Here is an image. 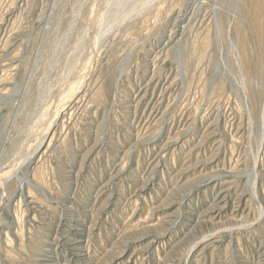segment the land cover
Returning a JSON list of instances; mask_svg holds the SVG:
<instances>
[{
	"label": "rangeland",
	"instance_id": "rangeland-1",
	"mask_svg": "<svg viewBox=\"0 0 264 264\" xmlns=\"http://www.w3.org/2000/svg\"><path fill=\"white\" fill-rule=\"evenodd\" d=\"M70 1L0 0V87L9 89L0 94V152L25 130L21 105L78 34L87 45L83 70L70 75L62 99L89 71L97 84L116 78L112 99L76 112L66 146L50 153L45 206H32L23 220L27 251L18 250L15 209L20 198L21 209L30 202L28 188L42 195L28 178L40 154L5 174V186L17 182L0 207V264H264V0H155L105 42L99 33L112 0H84L62 37L57 27ZM51 120L52 113L36 130ZM11 248L13 262L4 254Z\"/></svg>",
	"mask_w": 264,
	"mask_h": 264
},
{
	"label": "bare ground",
	"instance_id": "bare-ground-1",
	"mask_svg": "<svg viewBox=\"0 0 264 264\" xmlns=\"http://www.w3.org/2000/svg\"><path fill=\"white\" fill-rule=\"evenodd\" d=\"M27 1V0H26ZM111 1V0H110ZM112 1H115L112 2ZM110 2L111 4V10H110V17L109 18L110 20H107L108 23L104 26V24H102L104 26V30L100 31V36H102V40L103 38L105 37V35L107 34V32L111 31L112 32V29L117 26V27H121V25L126 21H129V19L131 17H136V16H140L141 14L145 13L148 9H150L151 7V4L155 1V0H137V2H135V4H133L134 6L132 7V5L130 3H132L134 0H112ZM161 0H158L157 2H159ZM163 1V0H162ZM161 1V2H162ZM171 1V0H170ZM176 1V0H175ZM181 1V0H180ZM84 0H71L70 3H68V5L66 6V9H64L61 17L63 16V21L60 22V24H58V27L57 29L59 30V34L63 37L65 36L67 33H69V31L71 30V26L75 20V17L78 16V11L81 7ZM156 2V3H157ZM160 2V3H161ZM195 3V2H194ZM193 3V4H194ZM131 5L132 9H129V10H126L124 11L129 5ZM159 4V3H158ZM2 5V4H1ZM154 5V4H153ZM157 6V4H155ZM154 5V6H155ZM176 4H174L175 6ZM165 6V5H164ZM163 6V7H164ZM178 6V5H176ZM183 6V5H182ZM197 6V5H196ZM159 7V6H158ZM157 7V8H158ZM161 7V5H160ZM51 8V7H50ZM108 8V7H107ZM110 8V6H109ZM125 8V9H124ZM190 8V7H189ZM198 8V7H197ZM220 8V7H219ZM119 9H121V11H124L123 12V16L122 18H119V16H115L116 14L118 15V12L120 11ZM124 9V10H123ZM161 9V8H160ZM196 9V8H195ZM21 10V9H20ZM119 10V11H118ZM156 10V9H155ZM158 10V9H157ZM25 11V10H24ZM108 11V10H107ZM152 11V9H151ZM163 11V10H162ZM168 11V10H167ZM149 12V10L147 11ZM177 13V12H176ZM120 14V13H119ZM148 14V13H147ZM155 14V13H153ZM157 14V13H156ZM169 14V13H168ZM219 14V13H218ZM26 15V14H25ZM151 15V14H150ZM160 15V13H159ZM162 15V14H161ZM164 15V14H163ZM4 16V15H3ZM108 16V15H106ZM114 16V17H113ZM152 16V15H151ZM154 16V15H153ZM169 16V15H168ZM178 16V15H177ZM176 16V17H177ZM88 17V16H87ZM109 17V16H108ZM137 17V18H138ZM144 16H142L141 18H143ZM158 18V16H156ZM155 17V19H156ZM182 18V17H181ZM192 18V17H191ZM211 18V17H210ZM86 19V17H85ZM120 19V20H118ZM135 19V18H134ZM139 19V18H138ZM154 19V18H152ZM154 19V20H155ZM178 19V18H177ZM213 19V18H212ZM3 20V19H2ZM22 20V18H21ZM34 20V19H33ZM87 20V19H86ZM104 19V21H106ZM136 20V19H135ZM16 21V19L14 20ZM13 21V22H14ZM103 21V22H104ZM106 21V22H107ZM110 21V22H109ZM132 21V20H131ZM129 21V22H131ZM144 21H147L144 20ZM153 21V20H152ZM176 21V20H175ZM12 22V23H13ZM20 22V21H19ZM128 22V23H129ZM134 22V21H133ZM132 22V23H133ZM149 22V21H148ZM147 22V23H148ZM157 22V21H156ZM174 22V21H173ZM151 23V22H150ZM153 23V22H152ZM14 24V23H13ZM17 24V23H15ZM129 25V24H128ZM132 25V24H131ZM154 25V24H153ZM12 26H16V25H12ZM11 26V27H12ZM25 26V25H24ZM28 26V25H27ZM123 26V25H122ZM156 26V25H155ZM175 26V25H174ZM14 27H12L13 29ZM101 28H103L101 26ZM123 28V27H122ZM127 28V27H125ZM150 28V26H149ZM116 30V27L114 28ZM152 29V28H151ZM14 30V29H13ZM144 30V29H143ZM11 31V30H10ZM146 31V30H145ZM148 31V30H147ZM146 31V32H147ZM260 31H261V28H260ZM99 32V31H98ZM115 32V31H114ZM122 32V31H121ZM127 32V31H125ZM130 32V31H129ZM151 32V31H150ZM148 32V33H150ZM153 32V31H152ZM151 32V33H152ZM170 32V31H169ZM13 33V32H12ZM123 33V32H122ZM198 33V32H197ZM78 34V33H77ZM76 34V35H77ZM99 34H98V37H99ZM126 34V33H125ZM143 34V33H142ZM196 34V33H195ZM109 35V34H108ZM112 35V34H111ZM118 35V34H117ZM116 35V36H117ZM121 35V33H119V36ZM124 35V34H123ZM122 35V36H123ZM135 35V34H134ZM175 35V34H174ZM82 34L74 38H76L75 41H72V46H71V50L70 52H68L67 56L65 58H63V61H60L56 64L53 65V69L54 71L52 72V74L50 75V77H48L47 81L44 83V85L42 86H39L38 84V87L34 88L31 90L30 94L28 95V98L26 99V101L24 100L23 104L21 105L20 107V110H19V114L22 116V119H23V123L25 124V130L23 129V131L19 130L21 129L19 127V131L16 133L17 134V138L12 140L11 137H9L10 140H12L9 144L8 147H5L1 150L0 152V171H2L3 169V166H6V171H2L0 173V188L2 187V189H0V197H2L3 194H5V196L7 197L5 202H3L2 206L0 207H3L8 201H9V198H10V194L12 192V188L14 183L17 182V181H14L13 183L11 184H7L6 186L4 185V180H5V174L6 173H9L10 174H17V171L19 170V168L23 165V163H30L32 160H33V156H38L40 154V157H39V160L37 162V164L34 166L33 170H31V173H30V176L28 177L32 184L31 186L36 189V191H39L42 195H39V197L37 196V194L34 193L33 190H31V188H28V197L27 199H30V202H27L28 200H25V206L26 208H23L21 209L20 207V204L22 203V198H20L17 202V207L15 209V215H16V221H17V230L14 229V231H16L15 234H17V236L21 239H19V249L18 250H22V251H27V248H30V247H26L25 246V242H24V238H25V230H24V217L26 216L25 214H29V212H31L32 210H35L36 208H32V206H38L39 204L43 205L44 203V206H45V203L46 201L44 202L43 199H46L48 198V190H50V170H48V166H46V162H47V159L50 157L49 155H51L58 147L59 145H65L66 144V133H68L69 130H72L70 128H72L74 125L72 124V117L74 114H76V112L82 110V108L84 106H90V104L92 103H99L100 106L102 104H105L108 102L109 98L112 99L110 96H111V93L113 92L112 91V88L114 87V82L116 80V78H114L115 80L112 81V79H110V82L106 85L105 84H97L96 83V80H98V77L96 80H92V79H89V69H88V73L85 75V81L83 80V82L78 86L76 87L74 90L72 89L70 91V93L68 94V97L63 100L64 96L66 95V92L68 90V84H67V80L69 79L70 75L75 73V71H77L78 67L81 66L79 64L80 62V59H82V56L83 54L85 53V48H87L86 44H85V39L83 40V37L81 38ZM133 36V35H132ZM150 36V35H149ZM148 36V37H149ZM264 36V35H263ZM262 36V37H263ZM107 37V36H106ZM126 37L123 36V38ZM129 37V36H127ZM97 38V36H96ZM100 38V37H99ZM120 38H122L120 36ZM132 37L129 38V40L131 39ZM134 38V37H133ZM109 39V38H108ZM139 39V38H138ZM141 39V38H140ZM180 39V38H179ZM122 40V39H121ZM124 40V39H123ZM134 41L136 39H133ZM143 40V39H142ZM146 40V39H145ZM99 41V40H98ZM119 41V40H118ZM118 41H115V42H118ZM148 41V39H147ZM177 43L179 42L178 40H176ZM1 42V41H0ZM101 42V40H100ZM103 42H105V40H103ZM124 42V41H123ZM97 43V41H96ZM99 43V42H98ZM122 43V42H121ZM120 43V44H121ZM129 43V42H128ZM176 43V44H177ZM3 44V43H2ZM126 44V43H125ZM131 44V42H130ZM137 44V43H136ZM203 44V43H202ZM205 44V43H204ZM4 45V44H3ZM100 45V44H99ZM140 45V43H139ZM197 46L199 45L196 44ZM98 46V45H97ZM129 46V45H128ZM131 46V45H130ZM133 47L135 46V43L134 45H132ZM201 46V45H200ZM205 46V45H204ZM203 46V47H204ZM16 47V46H15ZM121 47V46H120ZM123 47V46H122ZM127 47V46H126ZM125 47V48H126ZM188 46H185L184 48L187 49ZM207 47V46H205ZM2 48V47H1ZM130 48V47H129ZM192 48H195V47H192ZM199 48V47H198ZM7 49V48H5ZM4 49V50H5ZM97 49V48H95ZM123 49V48H122ZM146 49V48H145ZM178 49V48H177ZM185 49V51H187ZM190 49V48H189ZM201 49V47L199 48ZM207 49V48H205ZM3 50V48H2ZM135 50V49H134ZM169 50V49H168ZM196 51H198L197 49H194ZM193 50V51H194ZM1 51V49H0ZM96 51V50H95ZM128 51V50H127ZM131 51V50H129ZM149 51V50H148ZM151 51V50H150ZM189 53L191 50H188ZM101 53V52H99ZM123 53L125 54V50L123 51ZM122 53V55H123ZM127 53V52H126ZM152 53V52H151ZM194 53V52H193ZM197 53V52H196ZM199 53V52H198ZM197 53V54H198ZM205 53V52H204ZM242 53V52H241ZM5 54V53H4ZM160 54V52L158 53V55ZM195 54V53H194ZM193 54V56H194ZM127 55H129L127 53ZM157 55V56H158ZM202 55V54H201ZM126 56V54H125ZM124 56V57H125ZM130 56V55H129ZM242 56V55H241ZM246 53H245V57H246ZM1 57V55H0ZM85 57V55H84ZM97 57V56H96ZM244 57V56H243ZM14 58V57H12ZM87 58V57H86ZM119 58V56H118ZM128 58V57H127ZM126 58V59H127ZM148 58V57H147ZM191 58V57H190ZM203 58V57H202ZM247 58V57H246ZM125 59V60H126ZM130 59V58H129ZM128 59V60H129ZM245 59V58H244ZM242 58V61L244 60ZM84 60V59H82ZM117 60V59H116ZM123 60V59H122ZM124 60V61H125ZM123 61V62H124ZM246 61V60H245ZM244 61V62H245ZM249 61V60H248ZM113 62V61H112ZM116 62V61H115ZM122 62V63H123ZM250 62V61H249ZM4 63V62H3ZM96 63V62H95ZM121 61H120V64H122ZM247 63V62H246ZM8 64V63H7ZM82 64V63H81ZM117 64V62H116ZM115 64V65H116ZM155 64V63H154ZM245 64V63H244ZM243 64V65H244ZM3 65V64H2ZM86 65V64H85ZM118 65V64H117ZM116 65V66H117ZM141 65V64H140ZM153 65V64H152ZM201 65V64H200ZM248 65V63L246 64ZM244 65V66H246ZM14 66V65H13ZM110 66H113L110 65ZM250 66V65H249ZM4 67V66H3ZM3 67L1 69H3ZM16 67V65H15ZM109 67V66H108ZM18 68V67H17ZM15 68V69H17ZM81 70H83V67L81 66ZM124 68V66H123ZM157 68V66H156ZM249 68V67H248ZM251 68V67H250ZM15 69H13L15 71ZM107 70V68H105ZM111 69H113L111 67ZM119 69V68H118ZM122 69V68H121ZM201 69V68H200ZM20 70V69H19ZM105 70V72H106ZM110 70V69H109ZM115 70V69H114ZM123 70V69H122ZM128 70V69H127ZM147 70V69H146ZM247 70V69H246ZM250 70V69H249ZM2 71V70H1ZM79 71V70H78ZM108 71V70H107ZM6 72V71H5ZM100 72V71H99ZM123 74H124V71H122ZM178 72V71H177ZM181 72V71H180ZM247 72V71H246ZM250 72V71H249ZM248 72V73H249ZM1 73V72H0ZM112 73V72H111ZM121 73V72H120ZM126 73V72H125ZM153 73V72H152ZM106 74V73H105ZM113 74H115L113 72ZM127 74V73H126ZM124 74V75H126ZM118 75V74H117ZM121 75V74H120ZM3 76V75H2ZM95 76V75H94ZM116 76V75H115ZM135 76V75H134ZM1 77V76H0ZM97 77V76H95ZM112 78L114 76H111ZM126 77V76H125ZM176 77V76H175ZM179 77V76H178ZM91 78V77H90ZM105 78V77H104ZM121 78V77H120ZM156 78V77H155ZM153 78V79H155ZM71 79V78H70ZM103 79V78H102ZM152 79V80H153ZM1 78H0V82H1ZM5 80V79H4ZM44 80V79H43ZM100 80V79H99ZM104 80V79H103ZM102 80V81H103ZM194 80V79H193ZM154 81V80H153ZM4 82V81H2ZM69 82V81H68ZM89 82V83H88ZM98 82V81H97ZM100 82V81H99ZM119 82V81H118ZM5 83V82H4ZM37 83H39V80L37 81ZM117 83V82H116ZM158 84V81L156 82ZM246 83V82H245ZM171 84V83H170ZM28 85V84H27ZM123 86V85H122ZM168 86V85H167ZM171 87V86H169ZM168 87V88H169ZM1 88V87H0ZM183 88V87H182ZM187 88V87H186ZM138 89V88H137ZM203 89V88H202ZM9 89L6 88V87H3L0 89V94H5ZM196 90V89H195ZM132 91V90H131ZM145 91V90H144ZM203 91V90H202ZM120 92V91H119ZM140 92V96L139 94L137 95L138 98H140L141 101H139L138 103L141 104L140 102H142L143 100H146V94L148 92V90L143 94L141 95V91ZM212 92V91H211ZM131 93V92H130ZM199 93V92H198ZM26 94V93H25ZM114 94V93H113ZM115 95V94H114ZM118 95V94H117ZM125 95V94H124ZM159 95V94H158ZM152 96V95H151ZM114 97V96H113ZM120 97V96H118ZM63 98V99H62ZM125 98V97H124ZM123 98V99H124ZM115 99V98H114ZM120 99V98H119ZM4 100V99H3ZM122 100V99H120ZM119 100V102H120ZM128 100V99H127ZM134 101V100H133ZM244 101V100H243ZM110 102V101H109ZM131 102V100H130ZM233 102V101H232ZM253 102V101H252ZM115 103V102H114ZM113 103V104H114ZM3 104V103H2ZM118 104V102H117ZM130 104V103H129ZM186 104V103H185ZM207 104V103H206ZM232 104V103H231ZM239 104V103H238ZM264 104V103H263ZM93 105V104H92ZM112 105V104H111ZM188 105V104H187ZM208 105V104H207ZM108 106V105H107ZM110 106V105H109ZM121 106V105H120ZM128 106V105H127ZM171 106V105H170ZM255 106V105H254ZM102 107V106H101ZM105 107V106H104ZM183 107V106H182ZM98 108V107H97ZM106 108V107H105ZM109 108V107H108ZM128 109L130 108L129 106L127 107ZM156 108V107H155ZM153 108L152 109V114L156 117H159L161 116L162 117V112L158 109H155ZM256 108V107H254ZM133 109V108H132ZM131 109V110H132ZM241 109V108H240ZM244 109V108H243ZM242 109V110H243ZM264 109V108H263ZM262 109V110H263ZM139 110V109H138ZM216 110V109H215ZM220 110V109H219ZM241 110V111H242ZM106 111V110H105ZM129 111V110H128ZM199 111V110H198ZM247 111V110H246ZM130 112V111H129ZM52 113V120L50 122V124L46 127V129L40 133L38 132L36 129L38 127H41L44 125V121H46V119L51 115ZM131 113V112H130ZM123 114V113H122ZM129 114V113H127ZM164 114V113H163ZM249 114V113H248ZM125 115V114H124ZM133 115V114H132ZM95 116V115H94ZM238 116V115H237ZM250 116V114H249ZM9 117V116H8ZM241 118V117H240ZM239 118V119H240ZM17 120V119H16ZM116 120V119H115ZM124 120V119H123ZM21 122V121H20ZM118 122V121H117ZM215 122V121H214ZM76 123V122H75ZM7 124V122H6ZM8 124H9V121H8ZM21 124V123H20ZM41 124V125H40ZM4 125V124H3ZM40 125V126H39ZM5 126V125H4ZM7 126V125H6ZM24 126V125H23ZM248 126V125H247ZM9 127V126H8ZM76 127V126H75ZM252 127V125H251ZM187 128V127H186ZM245 128V127H244ZM7 129V128H6ZM15 129V128H14ZM186 130V129H185ZM9 131V130H8ZM17 131V130H16ZM38 132L36 133L37 136L34 137L33 134L35 132ZM1 133V132H0ZM70 133V132H69ZM68 133V134H69ZM139 133V132H138ZM235 133V132H234ZM40 134V135H38ZM158 134V133H157ZM19 135H23L22 139L19 140L20 138ZM62 135V136H61ZM41 136V137H40ZM51 136L50 138V141H49V144L47 146V148L43 149L41 148L44 144V142L46 141L47 137ZM153 136V135H152ZM252 136V135H251ZM4 137V136H3ZM261 138V137H260ZM237 139V138H236ZM256 140V139H255ZM3 141V140H2ZM2 143V142H1ZM63 145V146H64ZM100 145V144H99ZM186 145V144H185ZM62 146V147H63ZM66 146V145H65ZM64 146V147H65ZM101 146V145H100ZM1 147V146H0ZM245 147V146H244ZM228 148V147H227ZM66 149V148H65ZM65 151V150H64ZM230 151V150H229ZM259 151V150H258ZM60 152V151H59ZM59 152L57 151V153L59 154ZM130 152V151H129ZM51 153V154H50ZM57 154V155H58ZM62 154V153H61ZM66 154V153H65ZM259 153H257V156H258ZM60 156V155H58ZM52 157V156H51ZM238 159V158H237ZM256 159V158H255ZM14 161V165H10V163ZM255 161V160H254ZM173 162V161H172ZM5 164V165H4ZM29 166V165H28ZM7 167H11V169H7ZM5 168V167H4ZM155 168V167H154ZM236 169V168H235ZM242 169V168H241ZM250 170V169H249ZM52 171V170H51ZM254 171V170H253ZM253 171H251L253 173ZM124 172V171H123ZM237 172V171H236ZM53 173V172H52ZM256 175V174H255ZM11 176V175H9ZM72 176V175H71ZM248 176V175H247ZM13 178V176H12ZM16 178V177H14ZM110 178V177H109ZM18 179V178H16ZM217 179V178H216ZM8 180V178H7ZM11 180V179H10ZM21 180V178L19 179ZM163 180V179H162ZM248 180V179H247ZM28 181V180H27ZM9 182V181H8ZM248 182V181H247ZM220 183V182H219ZM255 183V182H254ZM21 184V183H20ZM156 185V184H155ZM27 187V186H26ZM25 187V188H26ZM20 188V187H19ZM22 189V188H21ZM23 191V190H22ZM21 191V192H22ZM24 192V191H23ZM50 194V193H49ZM249 194V193H247ZM21 196V195H20ZM3 199V198H2ZM247 199V198H246ZM254 199V197H253ZM10 202V201H9ZM22 205V204H21ZM6 206V205H5ZM48 206V205H47ZM41 207V206H40ZM49 207L51 208H48L50 210H52V206L49 205ZM4 208V207H3ZM15 208V207H14ZM47 209V210H48ZM54 209V208H53ZM56 209V208H55ZM46 210V208H45ZM34 212V211H32ZM77 212V211H76ZM38 214V213H37ZM246 214V213H245ZM14 215V214H13ZM39 217V216H38ZM32 219V218H31ZM35 219V218H34ZM36 220V219H35ZM260 220V219H259ZM1 223V222H0ZM30 224V223H29ZM245 225V224H244ZM32 226V225H31ZM27 227V225H26ZM143 227V226H142ZM28 228V227H27ZM2 229V228H1ZM29 229V228H28ZM139 229V228H138ZM143 229V228H142ZM4 231V230H3ZM2 231V232H3ZM31 231V230H30ZM28 232V231H27ZM32 232V231H31ZM27 235V234H26ZM29 235V234H28ZM27 235V236H28ZM6 236V240H7V244L8 245H11L13 244V242H11L12 240L9 238L8 236V233L6 232L5 234ZM33 236V235H32ZM32 239V238H31ZM11 240V241H10ZM29 241V240H28ZM31 241V247H33L32 245H34V240H30ZM29 241V242H30ZM80 239H77V243H80ZM18 243V242H17ZM28 246V243L26 244ZM12 246V245H11ZM7 248V247H6ZM9 248V247H8ZM16 248V247H15ZM16 249V250H17ZM107 249V248H106ZM4 251V250H3ZM107 251V250H106ZM19 253H22V252H19ZM26 253V252H25ZM157 253V252H156ZM1 254V253H0ZM4 254L6 255L5 257H8L9 259H11V262L17 260V258L15 257L16 253L15 251L12 250H6L4 251ZM159 255V254H158ZM109 257V256H108ZM33 258V257H32ZM159 258V257H158ZM8 259V260H9ZM34 259V258H33ZM36 259V258H35ZM34 259V260H35ZM7 260V259H6ZM13 260V261H12ZM70 261V260H69ZM10 262V261H8ZM64 263V262H63ZM76 264V263H75Z\"/></svg>",
	"mask_w": 264,
	"mask_h": 264
}]
</instances>
